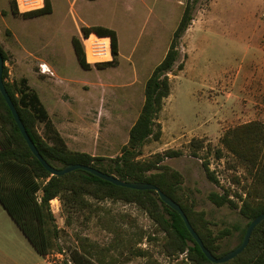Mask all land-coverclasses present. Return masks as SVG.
<instances>
[{
    "label": "rangeland",
    "instance_id": "1",
    "mask_svg": "<svg viewBox=\"0 0 264 264\" xmlns=\"http://www.w3.org/2000/svg\"><path fill=\"white\" fill-rule=\"evenodd\" d=\"M49 1L51 13L25 19L10 13L12 0H0L7 79L27 78L71 150L113 158L128 140L145 82L164 57L186 0ZM94 25L116 32L118 54L108 57V64L90 62L83 69L71 39L80 40L88 63L80 27ZM178 50L168 73L170 93L156 117L161 135L147 141L138 158L156 160L155 154L166 150L182 153L159 165L180 174L183 201L203 212L223 252L237 246L233 227L246 220L238 209L215 206L208 194L228 191L240 205L251 184L221 138L249 122L264 125V0H197ZM40 63L49 68L46 76ZM36 129L44 135L43 123ZM204 163L217 181L207 178ZM84 200L86 208L75 211L63 195L52 201L59 233L50 260L73 264L74 250L89 249L97 264H194L185 253L166 251L165 232L137 204L87 195Z\"/></svg>",
    "mask_w": 264,
    "mask_h": 264
},
{
    "label": "trees",
    "instance_id": "2",
    "mask_svg": "<svg viewBox=\"0 0 264 264\" xmlns=\"http://www.w3.org/2000/svg\"><path fill=\"white\" fill-rule=\"evenodd\" d=\"M196 2L197 0H186L168 49L145 82L143 104L129 129L128 140L121 147L120 154L113 158L74 151L66 145L50 120L38 92L29 85L27 78L21 77L12 81L7 79L8 68L5 63L8 61V55L0 44L3 59L2 79L28 135L50 165L62 168L68 164H83L126 181L155 184L180 205L206 248L219 257L231 249L220 252L219 243L212 236L203 212L195 211L190 204L183 201L179 193L180 174L165 165H159L165 157H177L182 153L179 150H166L155 154L156 160L138 158L142 146L149 140H158L161 135L156 117L164 99L170 93L168 73L178 60L179 40L191 23ZM11 11L15 15L20 14L13 0ZM48 13H51V3L45 0L42 8L20 15L31 18ZM80 30L85 36L91 32L99 36H109L113 56L118 54L117 35L113 29L94 25L82 26ZM71 42L80 66L88 69L90 64L86 62L80 40L72 37ZM178 67L182 68V64ZM39 123L44 125V135L39 134L36 129ZM221 142L251 177L246 197L240 196V205L230 197L228 191H212L208 194V199L215 206L227 205L238 209L239 214L246 220L242 227H233V230L238 232L239 244L249 221L264 212V125L249 122L237 126L227 131ZM192 155L196 156L197 153L194 151ZM203 167L207 178L213 182L217 181L207 163H204ZM155 169L159 171H154ZM62 195L64 201L69 204V209L73 211L77 210V207L86 208V195L96 200L113 199L137 204L146 210L165 232L166 251L169 254L185 253L186 258L194 264H264V219L254 228L248 244L238 255L226 262L213 263L195 242L178 212L162 202L155 191L118 186L81 169L59 176L51 175L32 154L0 92V203L40 255L49 254L53 248V240L58 236L50 200ZM89 251L74 250L73 264H97L90 257ZM97 260L103 263L100 257Z\"/></svg>",
    "mask_w": 264,
    "mask_h": 264
},
{
    "label": "water",
    "instance_id": "3",
    "mask_svg": "<svg viewBox=\"0 0 264 264\" xmlns=\"http://www.w3.org/2000/svg\"><path fill=\"white\" fill-rule=\"evenodd\" d=\"M2 71H3V59L0 54V92L2 96L5 99V102L7 106L9 107L11 114L24 138L26 141L29 149L31 150L32 154L39 160V162L42 164V166L50 172L51 175L59 176L62 174H65L67 172L76 170V169H81L85 170L103 180H106L108 182H111L115 185L122 186V187H127V188H132L136 190H153L158 194L159 199L173 208L175 211L178 212V214L181 216L187 230L190 232L191 236L195 240V242L199 245L201 248L202 252L204 255L213 263H221V262H226L232 258H234L236 255H238L248 244L250 236L252 234V231L254 228L264 219V212L260 213L258 216L253 218L252 220L249 221L246 230L244 232V235L242 237L241 242L235 246L233 249L225 252L223 255L217 257L213 255L208 248L204 245L203 241L201 240L200 236L198 233L195 231V229L192 227L190 224L186 214L180 207V205L174 201L171 197H169L167 194H165L158 186L155 184L149 183V182H139V181H126L123 179H120L112 174H108L106 172H102L94 167L83 165V164H68L62 168H57L52 165H50L39 153L38 149L36 148L34 142L28 135L20 117L17 112L16 107L14 106L10 96L8 95V92L6 91L3 79H2Z\"/></svg>",
    "mask_w": 264,
    "mask_h": 264
},
{
    "label": "crops",
    "instance_id": "4",
    "mask_svg": "<svg viewBox=\"0 0 264 264\" xmlns=\"http://www.w3.org/2000/svg\"><path fill=\"white\" fill-rule=\"evenodd\" d=\"M13 1L15 3V0ZM8 9L13 16L21 17L19 11V15L12 13L11 3ZM42 64L48 68L46 63H40V65ZM41 73L42 76H46L44 72ZM49 255L43 256L35 251L0 203V264H59L50 260Z\"/></svg>",
    "mask_w": 264,
    "mask_h": 264
},
{
    "label": "built area",
    "instance_id": "5",
    "mask_svg": "<svg viewBox=\"0 0 264 264\" xmlns=\"http://www.w3.org/2000/svg\"><path fill=\"white\" fill-rule=\"evenodd\" d=\"M15 4L17 7V10L20 13L24 12H29L32 10H37L40 9L44 6L45 0H15ZM96 37L95 41L93 42L91 46V53L92 56L97 59V61H109L108 57H112V49H111V40L109 36H99L94 32H91L88 36L85 37L84 39V45H85V50L87 54V61L88 63L91 62V60L88 59V52H87V46H86V39L90 38L92 35ZM96 61V62H97ZM93 63V62H91ZM41 72H49L48 68L45 65H40ZM54 199L50 200V208L52 205V201ZM52 210V208H51ZM67 264H72L71 261L66 259Z\"/></svg>",
    "mask_w": 264,
    "mask_h": 264
},
{
    "label": "bare ground",
    "instance_id": "6",
    "mask_svg": "<svg viewBox=\"0 0 264 264\" xmlns=\"http://www.w3.org/2000/svg\"><path fill=\"white\" fill-rule=\"evenodd\" d=\"M95 39H96V37L94 36V34L90 38L86 39V41H87L86 46L88 48V51L90 52L89 55L92 58L91 62H96L97 61V59H95L92 56V53H91V46H92L93 42L95 41Z\"/></svg>",
    "mask_w": 264,
    "mask_h": 264
}]
</instances>
